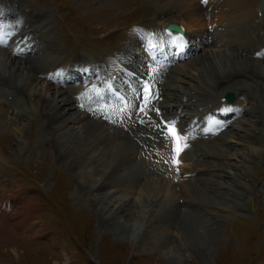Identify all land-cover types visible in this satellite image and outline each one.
Returning <instances> with one entry per match:
<instances>
[{
	"label": "bare ground",
	"instance_id": "obj_1",
	"mask_svg": "<svg viewBox=\"0 0 264 264\" xmlns=\"http://www.w3.org/2000/svg\"><path fill=\"white\" fill-rule=\"evenodd\" d=\"M178 1V12H181L179 18L168 17L167 13L160 14L155 20L162 23L151 25L149 32H130L113 54L105 52L87 57L82 56L76 49L69 53L61 52L51 46L47 39L36 37L35 32L47 28L48 25H36L34 21L40 19L38 17L41 14L35 11L25 15L23 29L14 31L18 26L16 25L5 30L18 34L16 39L8 42L2 38L3 42L0 43V46H3L0 47V119L4 113L12 121L23 119L26 123L17 126L20 135L29 127L33 131L41 127V141L53 149L57 156L59 149L61 155L66 156V161L78 166L79 179L85 188L88 184L89 199L96 204L105 226L114 224L118 228L128 226L129 230L135 229L129 239L134 240L136 236L137 242L140 240V232L147 230L145 239H142V243H137V246H144V253L165 251V258L168 259L171 254L169 249L167 251L165 248L172 244V241L169 243L168 240L170 236L171 239L175 236L179 241L177 247L190 242L194 247L203 249L209 229L205 223L209 222L200 218L198 221L204 222H201V227L196 225L194 230L190 220H194L192 212L195 210L211 207L213 192L220 191L226 196L231 195L233 205H237L245 201L247 192L251 191L245 187L255 190L249 182L252 179L256 181L254 176L252 177L254 170H257L260 164L264 168V41L257 34L261 22L264 21V2L257 5L258 0H207V3L203 0ZM2 3L6 4V0ZM24 7V4H12L11 10H0L2 27L9 26L10 23L5 24V20H11L20 10H24ZM261 11L263 18L259 17ZM172 23L185 26L189 36V39L183 42L188 44V50L182 52L178 61L186 58L191 61L170 70L164 66L151 71L144 63L147 61L151 66L154 63L149 56L144 55L141 45L148 43L145 49L147 52L148 48L158 47L156 41L165 40L168 47L158 48L162 51L170 50L174 56L173 42L165 36L164 31ZM208 26L216 28L213 34L207 32ZM249 42L261 49L260 58L255 57L249 49ZM201 50L205 52L200 53ZM143 59H146L145 62ZM82 61L84 64L80 66ZM98 70H101L102 74L98 86L94 88L97 91H105V84L113 83V76L117 75L115 83L123 92L126 86H121L119 81H123L122 85L129 86L128 71H133L150 80L153 86L155 84L151 101L158 93V99L163 97V102H150L145 106L144 86L141 90V84L137 81L128 92H124L129 98V110H123L118 102L102 104L96 97H83L85 91L79 92L75 85L92 80L93 76L98 75ZM189 70L193 73L186 72ZM84 72L86 76H82ZM68 83H73V88H69ZM135 89L137 92L133 94ZM229 92L235 94L238 99L248 101L251 108L245 109L244 115L249 116L246 123L249 128L240 130L244 125L239 126L240 129L235 128L233 124L238 126L240 120L229 121L238 114L235 107L224 108L223 102L218 103L223 95ZM212 106H218L216 111L212 110ZM20 107L27 108L30 112L27 113ZM155 107L161 110V117L154 113ZM209 118L213 127L211 131L208 130ZM172 121L178 123L186 135L194 133V127L200 126L196 131L199 137L193 145L195 159L187 161L189 169L185 171L191 175V179H183L185 181L180 183H187L179 190L176 188L179 185H172L171 172L164 169V172L160 173L159 169L153 168L157 165H152L153 161L159 159L158 155L174 163L175 145L164 132L163 125L164 122ZM224 126L226 132L215 138L218 146L213 143V149H208L210 146L207 145L214 138L206 135ZM258 130H261V133L258 134ZM44 132L46 134L43 137ZM52 132H58L57 141L51 140L58 149L48 137L46 138V135L50 136ZM241 132L244 134L240 135ZM227 137L239 138L241 142L247 143V149L248 145L252 144L250 157L245 152L239 157V153L230 157L227 146L230 147L232 141ZM199 145H204L205 148L196 149ZM254 155L258 157L257 161L253 159ZM219 159L221 162L226 159L227 161L222 163L226 165L219 166ZM232 160L235 165L231 164ZM184 163L186 161L183 155L181 169ZM229 169H235V174L229 172ZM108 176L113 177L117 184H108ZM259 180L262 182L260 194L264 201V177L260 176ZM247 181L248 183H244ZM106 184L111 187L105 193H100ZM188 184L193 186V196L189 194ZM237 184L243 186L238 188ZM137 190H140L143 196L137 202L141 214H134L139 217L135 221L132 213L127 212L132 209L129 205L134 201L133 196ZM94 192L98 194L93 196ZM125 193L127 195L124 198ZM132 193L130 199L128 195ZM180 198L186 199L184 205L180 204ZM5 205L9 206L8 203ZM184 206L187 207L185 210H194L184 211ZM8 208L6 207L2 214L0 211V225L9 231L10 235L26 230V220H17L16 213L10 214ZM178 213L186 214L183 222ZM177 221H181L179 230L175 229ZM177 232L179 235H175ZM149 233H153L154 239H151L156 247L145 246ZM163 242L166 244L163 245ZM148 263L154 264L155 261L152 259Z\"/></svg>",
	"mask_w": 264,
	"mask_h": 264
},
{
	"label": "rangeland",
	"instance_id": "obj_2",
	"mask_svg": "<svg viewBox=\"0 0 264 264\" xmlns=\"http://www.w3.org/2000/svg\"><path fill=\"white\" fill-rule=\"evenodd\" d=\"M17 1L26 4L29 11L34 10L42 13L38 23L50 24L48 33L51 34H48L46 38L50 39L51 46L62 52L76 49L79 53L88 56L105 52L112 54L121 46L120 44L125 41L130 32H135L133 29L136 26L150 27L155 23L156 25L162 23L155 22L160 14L167 13L168 17L177 18L181 16V12H178L180 7L178 0ZM215 30L216 28L213 26L207 27V32L210 34H213ZM258 33L261 38H264V23L259 27ZM50 36L52 37L50 38ZM248 47L254 52L253 44L249 43ZM199 52L204 53L205 51ZM199 52L198 54H200ZM190 61L191 59L176 67L185 65ZM186 72L193 73L191 70ZM84 86L87 90L89 84ZM89 95L91 96V94ZM86 96L84 92L83 97ZM225 96L226 94L221 99ZM239 99L235 95L240 110L243 107L246 110L251 108L248 101L246 102L243 98ZM217 107L212 106V110ZM20 109L30 112L27 108L20 107ZM243 113L245 114V112L240 113L242 116H239L236 121L240 120L242 124L238 123V126L233 124L235 128L239 129V126L244 125L241 126L240 130L249 128L246 124L249 116ZM262 120L264 121V117ZM25 123L23 119L22 121L7 119L5 113L0 119V208L2 207L0 211L3 212L6 207H9V213H16L17 220L20 218L26 220L24 227L26 230L23 232L16 231L14 235H10L9 231L0 225V264H149L148 262L152 259L155 261L154 264H264V201L260 194V184H262L260 180L262 178L259 180L260 176L264 177L262 164L257 170H254L253 175L251 174L256 181L253 179L249 181L255 190L253 191L252 187H245V189L250 188L251 190L247 192L245 201L233 205L231 195L226 196L223 192L218 191L212 193L214 200L210 208L195 210L194 212H192L193 208L188 209L198 216L197 218L193 215L194 220H190L194 230L196 225L201 227L203 220L199 222L200 218L209 222L205 223L209 228L205 245L202 250L199 247H194L190 242L177 247L179 241L175 236H172V239L170 236L168 240L169 243L172 241V244L165 248L167 251L169 249L171 254V258L168 259L165 258V251L144 253L143 250L146 248L140 246L141 244L137 246V243H142V239H145L147 230L143 229L140 232L138 237L140 240L137 242L135 235H133V237L135 236L134 240L129 239L132 235L131 232H134L135 229L129 230L130 227L128 226L127 228L123 226L118 228L114 224L105 226L101 213L97 211L96 204L89 199L88 184L85 188L79 179L78 166L66 161V156L61 155L58 147L51 141H57L58 132H52L50 136L46 135V138L48 137L49 141L58 149L57 156L53 149L43 143V140L41 141L43 139L40 136L41 132H39L41 127L38 128V132L29 127L23 135L18 133L17 126ZM43 123L45 125V120ZM208 126L209 131L213 130L211 121L208 122ZM43 130L47 131L45 127ZM259 133L261 130H258ZM228 138L232 141L230 143L231 148L229 145L227 146L230 150V157L235 153H239L237 155L239 157L244 152L250 157L252 144L248 145L247 149V143L241 142L239 138ZM217 142L215 139L212 140L207 145L210 146L208 149L211 147L213 149V143L218 146ZM201 147L205 148L204 145H199L196 146V149ZM194 149L190 148L186 153V162L195 157ZM158 156L159 159L155 158L157 160L154 159L152 164L157 166H153V168L159 169L158 172L160 173L164 172V169L168 170L171 172L172 185H179L176 186L177 190L183 188L187 182L184 184L180 182L187 180V178L188 180L191 179L190 176L187 177L183 174L188 171V164L184 165L183 171L179 174L175 168H172L168 158ZM252 157L257 161L258 157L255 155ZM218 161L221 162V159ZM226 161L223 159L219 166H225L226 164L222 165V163ZM230 162L235 165L233 160ZM229 170L235 174V169L234 171ZM178 174L179 177H177ZM246 174L248 175V173ZM107 179L108 184L115 185L116 182L113 177L108 176ZM225 180L228 181V179ZM244 183H248V181ZM108 184L104 185L105 188L100 190V193H105L111 187ZM240 186L243 185L237 184L238 188ZM188 187V191L190 189L189 194L193 196V186L188 184ZM133 193L128 195L130 199ZM97 194L98 192H94L93 196ZM126 195L127 193L124 194V198ZM142 196L143 193L137 190L133 196L134 201H131L129 205L132 209L127 212L128 214L132 213L131 216L133 219L135 218V221L139 217L137 215L135 217L134 214L136 212L141 214L137 202ZM180 199V204L183 203L181 205H184L186 199ZM5 203H8L9 206ZM146 203L149 205V201ZM186 206L182 210L188 211L185 210ZM184 214H177L182 222L185 219L186 214ZM181 221H177L178 224H175V229L179 230ZM148 235L145 246L152 248L154 246L153 233ZM175 235H179L178 232ZM165 244L163 242V245Z\"/></svg>",
	"mask_w": 264,
	"mask_h": 264
},
{
	"label": "snow or ice",
	"instance_id": "obj_3",
	"mask_svg": "<svg viewBox=\"0 0 264 264\" xmlns=\"http://www.w3.org/2000/svg\"><path fill=\"white\" fill-rule=\"evenodd\" d=\"M203 2H204V3H207V0H203ZM2 42H3V41H2V38H0V43H2ZM144 91H145V92H148V85H147V84L145 85ZM141 111H143V109H141ZM168 131H169L170 134L173 135L174 138L177 137V133H176V131H175V129H174L173 126L169 125V126H168ZM175 151H176L177 154H178L180 151H182V149H180V148H176ZM176 163L178 164L179 161L177 160Z\"/></svg>",
	"mask_w": 264,
	"mask_h": 264
},
{
	"label": "water",
	"instance_id": "obj_4",
	"mask_svg": "<svg viewBox=\"0 0 264 264\" xmlns=\"http://www.w3.org/2000/svg\"><path fill=\"white\" fill-rule=\"evenodd\" d=\"M169 28L170 29H178L175 25H171ZM231 100H232V97H231Z\"/></svg>",
	"mask_w": 264,
	"mask_h": 264
}]
</instances>
